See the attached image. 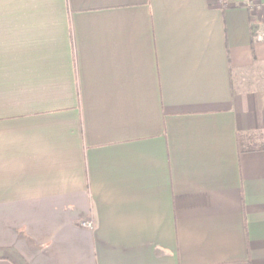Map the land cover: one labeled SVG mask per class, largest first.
<instances>
[{"label":"crops","instance_id":"1","mask_svg":"<svg viewBox=\"0 0 264 264\" xmlns=\"http://www.w3.org/2000/svg\"><path fill=\"white\" fill-rule=\"evenodd\" d=\"M229 1L0 0V264H264V10Z\"/></svg>","mask_w":264,"mask_h":264},{"label":"built area","instance_id":"2","mask_svg":"<svg viewBox=\"0 0 264 264\" xmlns=\"http://www.w3.org/2000/svg\"><path fill=\"white\" fill-rule=\"evenodd\" d=\"M217 1L223 6H227L229 4L228 0H217ZM243 3L244 4L248 3L251 6V4L253 3V0H246V1L243 0ZM82 225L87 228H91V229L94 228V222L92 220L84 221L82 222Z\"/></svg>","mask_w":264,"mask_h":264},{"label":"rangeland","instance_id":"3","mask_svg":"<svg viewBox=\"0 0 264 264\" xmlns=\"http://www.w3.org/2000/svg\"><path fill=\"white\" fill-rule=\"evenodd\" d=\"M246 1V0H244ZM228 2H230L228 0ZM245 7H248L249 9H252V11L254 12L256 9H260V10H264V3H260V2H256V0H253V3L251 4V6L247 3V4H243Z\"/></svg>","mask_w":264,"mask_h":264},{"label":"trees","instance_id":"4","mask_svg":"<svg viewBox=\"0 0 264 264\" xmlns=\"http://www.w3.org/2000/svg\"><path fill=\"white\" fill-rule=\"evenodd\" d=\"M245 136H243V140H245ZM246 145V141H242L240 143L241 146V150H256V149H264V145H260V146H244Z\"/></svg>","mask_w":264,"mask_h":264}]
</instances>
